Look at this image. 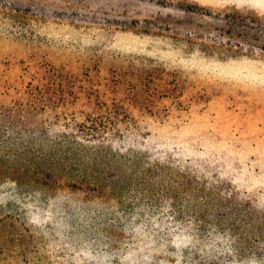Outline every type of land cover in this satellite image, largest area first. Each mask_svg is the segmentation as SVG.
<instances>
[{"label": "rangeland", "instance_id": "obj_1", "mask_svg": "<svg viewBox=\"0 0 264 264\" xmlns=\"http://www.w3.org/2000/svg\"><path fill=\"white\" fill-rule=\"evenodd\" d=\"M0 264H264V0H0Z\"/></svg>", "mask_w": 264, "mask_h": 264}, {"label": "trees", "instance_id": "obj_2", "mask_svg": "<svg viewBox=\"0 0 264 264\" xmlns=\"http://www.w3.org/2000/svg\"><path fill=\"white\" fill-rule=\"evenodd\" d=\"M118 111L120 104L115 103L113 109ZM96 116H89L84 120L71 121L66 124V128L75 137L83 138L85 140H108L115 141L122 146H135L140 142H148L147 139L141 138L140 128L136 127L133 122H120L113 119L101 120L95 118Z\"/></svg>", "mask_w": 264, "mask_h": 264}]
</instances>
